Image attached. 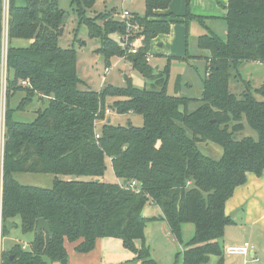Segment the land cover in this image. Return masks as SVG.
Returning <instances> with one entry per match:
<instances>
[{"label":"trees","instance_id":"trees-1","mask_svg":"<svg viewBox=\"0 0 264 264\" xmlns=\"http://www.w3.org/2000/svg\"><path fill=\"white\" fill-rule=\"evenodd\" d=\"M142 15L132 14L141 37L136 53L118 43L112 34L125 33L122 21L112 11L87 17L85 10L95 0H71L78 22L89 38L99 40L96 54L109 68L111 57H125L144 76L150 74L146 56L150 41L166 34L171 24L202 16L190 13L160 15L171 0H143ZM65 12L57 0H9L8 40L27 39L28 46L7 47L4 134L1 148L2 233L7 223L19 218L22 232H33L28 247L19 243L1 251L0 264H52L66 258L65 239L76 242L75 251L87 253L98 238L120 239L134 258L125 263L157 264L145 246L142 214L147 202L156 204L171 233L180 239L183 224L193 225V236L181 251L182 264H207L217 256L223 264L219 239L233 223L224 212L234 189L246 182L248 172L260 176L264 170V83L236 96L229 90L230 70L242 62L264 63V0H227L224 38L211 31L196 39L206 50L200 97L167 93L168 65L164 73L152 75L150 89L102 86L79 89L74 49L58 45ZM132 38V37H131ZM165 74V76H164ZM27 80L28 86L20 85ZM17 90L25 92L15 109L8 99ZM34 97L47 105L31 122L13 119ZM114 100L108 104V98ZM195 102L196 108L188 110ZM142 116V125H113L105 121V110ZM103 120L94 137V123ZM99 121V122H100ZM99 124V123H98ZM248 126L255 137L235 139ZM218 144V158L204 154L200 142ZM110 159L114 176L123 183L136 180L140 191L117 182L99 180ZM17 173L53 174L49 188L20 184ZM87 176L90 180H61L57 176ZM95 178H98L96 181ZM49 224L51 236L36 232L37 219ZM141 244L136 246L135 242Z\"/></svg>","mask_w":264,"mask_h":264},{"label":"rangeland","instance_id":"rangeland-1","mask_svg":"<svg viewBox=\"0 0 264 264\" xmlns=\"http://www.w3.org/2000/svg\"><path fill=\"white\" fill-rule=\"evenodd\" d=\"M57 5L62 9L65 14L63 17V28L62 32L58 37V45L62 48H72L76 53V70L77 76L80 80L79 89L81 90H99L102 86L112 85L115 87H125L127 84H131L133 87L138 89H150L153 82L152 75L158 73H164V67L168 65V76H167V93L171 95L175 94V88L178 82L184 87L183 93L179 95H184L188 97L198 98L200 97L202 91L201 81L198 76H202L203 64L200 62H194L191 57L187 58L186 61H179L176 63H169L161 67L159 70L155 69L156 57L152 56V61L147 62V66L150 68V74L144 76L137 68L132 66V62L127 59L125 62L116 65L115 62L120 60L122 57H111L109 62V71L105 72V63L102 60L99 61L100 55L96 54L95 50L99 47V40L96 38H89L87 35L86 26L78 22L76 12L73 10L71 0H57ZM137 8H140V10ZM123 9H127L131 13H136L142 15L144 12V1L143 0H133L132 3L126 2V0H95L93 6L85 10L87 17H94L95 15L107 11H112L113 17L116 19ZM199 36V35H198ZM197 36V37H198ZM112 37L119 42V35L112 34ZM196 37V39H197ZM141 39V37H139ZM224 38V35H222ZM30 40L27 39H13L8 45L25 47L28 46ZM138 42V41H137ZM135 41V45H137ZM20 44V45H17ZM141 45V44H140ZM197 45V44H196ZM139 47V46H138ZM194 45L192 41V46L189 47V52L193 50ZM198 47V46H197ZM194 48L193 53L196 52ZM200 50V49H199ZM206 51V50H203ZM170 60L178 59L174 57H169ZM125 63V66H124ZM188 63V64H186ZM194 66V67H193ZM198 67V74L193 73L194 68ZM171 68V69H170ZM12 73L7 71V76ZM231 76L229 80V90L236 96L240 94L249 87L251 90L259 88L264 83V63L248 61L242 62L236 69L230 70ZM165 76V74H164ZM181 76V79H180ZM194 76V78H193ZM12 77V76H11ZM102 77L103 80H102ZM197 78V79H196ZM9 79V76H8ZM178 79L177 83L176 80ZM189 87V85H191ZM187 85V86H186ZM3 93V90H1ZM25 92L23 90H17L8 99V105L10 108L15 109L19 104L22 97H24ZM258 100H264V97L254 94ZM110 102L114 98H108ZM1 111L3 119V110L5 108L4 95H2L1 100ZM47 102L40 103L37 97H34L32 101L24 109H16L13 112V119L21 122H31L35 118V112L39 108L44 109ZM197 104L191 102L188 106V110L195 109ZM107 110V111H106ZM105 114H109L111 109L107 108ZM111 119V124L126 126L131 124L134 127H140L142 125V116L133 112H127L124 114L111 113L109 115ZM100 120H98L99 122ZM99 127V124L97 125ZM245 136L255 137V132L249 128L247 125L244 130L238 132L234 135L235 139H241ZM199 149L206 155L213 158H218L221 153V147L213 142H200L198 144ZM0 172H1V144H0ZM61 180H80L87 181L90 180L87 176H57ZM15 179L23 185H30L42 188H49L52 185L54 179L53 174H39V173H17L15 174ZM98 179V178H95ZM103 181L114 182L115 176L111 167L110 160L106 159V169L103 174ZM1 182V174H0ZM150 202V201H149ZM149 202L144 205L145 213H151L154 209ZM143 210V209H142ZM234 217V216H233ZM234 225L231 224L230 227H226L225 235L219 239V244L223 246L224 244L236 243L238 240H247L254 248L260 246L261 251L257 253L259 260L253 262L248 261L247 264H264V239L255 234L248 224L245 223L242 214L235 213ZM15 224L11 227L7 233H2V238L0 241L2 250L6 249L15 243H19L28 247V243L33 238V232H22L19 227V218L16 217L14 220ZM149 228V227H148ZM146 228V233L148 232ZM152 237L149 239V252L153 256H158L161 258L162 264H181V249L185 247L186 243L193 236V225L187 224L181 229L180 239H176L173 234H171L168 228L165 226H154L152 231ZM149 234V233H148ZM147 234V236H148ZM171 248L174 250L172 257L168 258L167 250ZM257 252V251H256ZM243 256H241L242 258ZM248 257V256H247ZM243 260V258H242ZM242 260L238 264H243ZM161 264V263H160ZM209 264V263H208Z\"/></svg>","mask_w":264,"mask_h":264},{"label":"crops","instance_id":"crops-1","mask_svg":"<svg viewBox=\"0 0 264 264\" xmlns=\"http://www.w3.org/2000/svg\"><path fill=\"white\" fill-rule=\"evenodd\" d=\"M14 2L15 5L17 6L24 5V0H14ZM126 2L132 3L133 0H126ZM187 4L191 14L203 17L202 23L195 18H189L186 21L175 22L171 24L168 33L159 34L156 37H154L149 44V48L147 52V56L149 60L147 62L150 63L152 61V56L154 55L157 56L155 69L159 70L161 67L169 63L172 64L179 61H186L187 58L189 57H191L193 60H196L194 62H198V65H200L201 62L203 64V69H204V64H205L204 56L207 55V52L201 49L199 50V48L196 45V37L208 31H211L212 33L217 34L220 37H222V35L225 36V16H226L227 0H171L167 9L157 10L156 13L160 15L172 13L177 16H182L185 13ZM1 5H2V0H0V9H1ZM138 9L140 10V8H137V10ZM123 10H127V9H123ZM116 19L119 20L120 15ZM1 40L2 39L0 33V61H1ZM192 41L194 47H192L193 50L189 52V47L190 45L192 46ZM140 44H141V39L137 42V46H140ZM17 45L20 44L17 43ZM194 48H198L195 49L196 50L195 53H193ZM169 57L171 58L174 57L178 59L170 60ZM102 59L103 57L100 56L99 61ZM120 59L121 61L117 60L115 62L116 65H119L127 60L125 57ZM197 71H198V67L195 66L193 73L198 74ZM8 76L9 79L12 78L11 77L12 73H10V75ZM198 78L201 81L200 74ZM177 81L178 79L176 80V83ZM175 85H176L175 94L179 95L183 93L184 87L180 84V82H178ZM191 86L192 84L189 85V87ZM1 90L2 88L0 86V116L2 112L1 111L2 95H4V101L6 106V97H5L6 90L4 89L3 93ZM37 99L40 103H43L46 100V98H39V97H37ZM107 103L108 104L111 103L109 99ZM40 109L41 108H39L38 110ZM38 110H36V112ZM3 111H5V108ZM111 113L113 112L111 111L109 114L104 115L106 122H111V119L109 118V115ZM3 119H4V113H3ZM0 122H1V117H0ZM102 123L103 120L99 122V127ZM99 127H97V129ZM69 179L71 180V178ZM99 180H103V177L99 178ZM117 181L119 180L115 177L114 182ZM149 204L154 208L152 209V212L150 214L145 213L144 208L142 210L143 216L150 219L147 221L144 227L145 246L149 245V241H150L149 239H151L152 237L153 234L152 231L154 226H158V225L163 227L165 226V228H168L169 232L171 233L166 221L163 218L160 208L152 202H149ZM224 212L227 216H229L232 219L233 221L232 225L235 224L234 223L235 213L239 212L240 214H242L245 223L248 224L251 229L252 227H255L252 229V231L255 234H257L259 237L264 239V170L260 176H256L252 172H248L246 174V182L240 186H237L234 189L231 197H229L225 202ZM185 225L187 224H183V226ZM13 226L14 225H12L11 227ZM230 226L231 224L227 225L226 227H230ZM226 227L223 236L225 235ZM146 228H148L147 233H146L147 230ZM245 241L247 240L242 241V239H240L236 243L224 244L221 247L222 249H224L226 245L241 244ZM76 244H77L76 242H69L68 240L65 239L64 248L66 251V262H67L66 264H129L125 262L134 258V254L129 250L125 249L122 245L121 240L117 238H111V237L98 238L95 242L94 248L87 253L76 252L75 251ZM135 244L137 247H139L141 243L139 241H136ZM11 246H8L6 249H8ZM183 249L184 248H182L181 251ZM261 250L262 249L260 246L257 248V250H255V248L253 247V255L249 254L248 257H242L243 260L241 256L225 255L223 251V264H238L240 263L241 260L243 264H247L248 261L251 262L255 261L252 258H256L259 260V258L256 255L257 253H260ZM173 253L174 250L168 248L167 250L168 258L172 257ZM150 256L157 264L160 263L162 264L161 258H159L158 256H153L152 254H150ZM217 260H218L217 256H210L207 264L208 263L217 264ZM52 264H63V263L57 261V262H53ZM132 264H140V263L134 262ZM181 264H182V260H181Z\"/></svg>","mask_w":264,"mask_h":264},{"label":"built area","instance_id":"built-area-1","mask_svg":"<svg viewBox=\"0 0 264 264\" xmlns=\"http://www.w3.org/2000/svg\"><path fill=\"white\" fill-rule=\"evenodd\" d=\"M132 14L128 10H122L120 13V21H122L125 25V33L119 36V42L123 46L128 47V53H136L138 46L135 45V41H139V37H135L134 34L140 30L138 24L133 23L131 21ZM8 23H9V0H2V5L0 9V33H1V61H0V86L2 90H6L7 83V47H8ZM132 37V38H131ZM124 58V57H122ZM149 58L146 56V61ZM109 68H105V72L107 73ZM104 77H102L103 80ZM20 85L28 86L29 82L27 80H21ZM107 111V110H106ZM2 113V112H1ZM4 113V112H3ZM2 115V114H1ZM2 117V116H0ZM98 120L94 123V137L98 139L99 131L97 129ZM3 134H4V125L3 119L1 118L0 122V143L2 146L3 143ZM117 183L121 187H125L126 189L139 192L140 186L136 180H132L130 182H126L125 184L121 181H117ZM2 238V219H1V182H0V241ZM26 246L22 245V249H25ZM1 244H0V255H1ZM225 255H238L247 257L249 254L253 255V246L245 241L241 244H232L226 245L223 249ZM257 260L256 258H252Z\"/></svg>","mask_w":264,"mask_h":264},{"label":"water","instance_id":"water-1","mask_svg":"<svg viewBox=\"0 0 264 264\" xmlns=\"http://www.w3.org/2000/svg\"><path fill=\"white\" fill-rule=\"evenodd\" d=\"M62 30H63V28H60V32H62ZM96 181H98V179H96ZM123 183L125 184L126 183V181H123ZM11 224L8 222L7 223V227H8V229H10L11 228ZM45 232V233H47L49 236H51V230H50V227H49V224L47 223V221L46 220H44L43 218H38L37 219V227H36V232L37 233H40V232ZM61 263H63V264H66L67 262H66V258L65 259H62L61 261H60Z\"/></svg>","mask_w":264,"mask_h":264}]
</instances>
